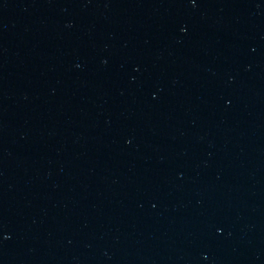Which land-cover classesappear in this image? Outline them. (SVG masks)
<instances>
[{"label":"water","instance_id":"water-1","mask_svg":"<svg viewBox=\"0 0 264 264\" xmlns=\"http://www.w3.org/2000/svg\"><path fill=\"white\" fill-rule=\"evenodd\" d=\"M0 264H264V0H0Z\"/></svg>","mask_w":264,"mask_h":264}]
</instances>
